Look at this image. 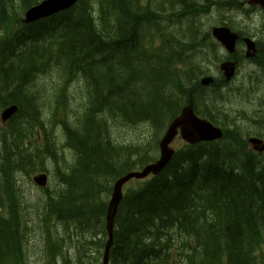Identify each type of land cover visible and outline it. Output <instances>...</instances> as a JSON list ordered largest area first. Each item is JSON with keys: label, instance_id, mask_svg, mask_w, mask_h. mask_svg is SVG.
I'll return each mask as SVG.
<instances>
[{"label": "trees", "instance_id": "trees-1", "mask_svg": "<svg viewBox=\"0 0 264 264\" xmlns=\"http://www.w3.org/2000/svg\"><path fill=\"white\" fill-rule=\"evenodd\" d=\"M42 1L0 0V113L9 105L19 107L8 130L0 128V264L13 262L16 236L32 226L28 208L21 212L26 203L16 175L30 177L39 160L40 170L47 161L57 167L59 188L46 195L38 213L47 244L44 264H56L67 241L56 237L53 220L89 249L92 235L106 233L113 180L151 161L147 145L121 146L113 128L145 123L158 134L188 98L197 105L215 102L222 88L207 94L195 80L199 71L178 70V54L187 51L193 60L201 53L189 40L204 44L202 33L207 42L205 25L168 36L158 27L165 17L152 10L151 0H78L68 12L24 25L23 13ZM176 2L173 7L188 6L192 22L199 18L195 7L208 10L196 0ZM53 72L63 97L48 122L61 125L71 162L41 115L39 88ZM76 82L83 83V106L72 120L67 106ZM38 130L44 132V150L32 156L18 151ZM232 138L236 141H228ZM226 142L187 146L160 176L127 189L109 264H251L249 253L264 243V156L245 153L236 131ZM12 143L18 153L8 150ZM247 233L250 245L244 246Z\"/></svg>", "mask_w": 264, "mask_h": 264}, {"label": "water", "instance_id": "water-1", "mask_svg": "<svg viewBox=\"0 0 264 264\" xmlns=\"http://www.w3.org/2000/svg\"><path fill=\"white\" fill-rule=\"evenodd\" d=\"M76 3V0H47L41 5L30 10L27 14V21H35L41 18L51 16L60 11L66 10L72 7ZM221 30H217L219 32ZM227 71L226 74L228 78L233 76V70L225 67ZM207 84V81H204ZM14 112V109H10L5 113V116H9ZM180 128L182 136L185 140L190 143H196L199 141L212 140L219 137L221 134L218 130L214 129L206 121L198 119L194 113L192 107L185 108L183 114L178 118L170 127L166 137L161 143L162 156L160 161L154 165L147 166L141 173H133L121 180L115 187L113 199L110 204L109 215L107 217L108 228L111 230V225L113 218L115 216L119 202L121 201V188L123 184L132 178L144 179L150 174L157 175L162 172V170L170 162L173 155V151L168 149V144L176 136L177 129ZM45 177H40L37 179L39 183H43ZM44 184V183H43Z\"/></svg>", "mask_w": 264, "mask_h": 264}, {"label": "rangeland", "instance_id": "rangeland-1", "mask_svg": "<svg viewBox=\"0 0 264 264\" xmlns=\"http://www.w3.org/2000/svg\"><path fill=\"white\" fill-rule=\"evenodd\" d=\"M196 1H199V3H202L201 0H196ZM225 8V7H224ZM223 11V9H221ZM217 12L219 14H225L228 13V12H221L219 10H217ZM188 24H191V26L194 27V25L192 24V20L190 21H186ZM209 25L206 26V30H209V26L211 25H214L215 24V21L213 22H209ZM237 26H239L240 28V25L238 23H236ZM195 28V27H194ZM255 35H258V38H262V35L260 34V30H256L255 31ZM187 51H184L183 54H178V57L180 58H189L187 56V54L185 53ZM191 52H195V47H191ZM188 53V52H187ZM189 54V53H188ZM190 55V54H189ZM194 58H196L194 60ZM192 58L193 60L191 61L192 64H196L197 61H198V58L197 57H194ZM250 63L249 61H246L243 63V69H242V73L243 74H240L242 77L240 78L241 81V86L244 88V91L241 92V93H238L236 95H233L228 89H226L224 92L228 94V98L229 100L232 102L230 103L227 108L228 109H233L235 108V105H238V106H246L249 107V108H252V109H257V110H261V106L257 103H255L253 101V99L256 98V95L257 93L259 95H261L264 90L262 89V83H263V79L262 78H259L255 75L253 76H249L247 74H245V69L247 71H251L252 68L250 67ZM80 84V83H79ZM237 83H235L233 86H235ZM260 90H262L263 92H259ZM73 92H74V98H72V101L69 105V108L75 110L76 112H79L81 110V91L78 90L77 88V85L73 88ZM154 92H160L158 91V89H156V91ZM168 98L166 97L165 95V99ZM224 100H225V96L221 99H219L218 101H215L216 103H218L220 106L223 105L224 103ZM239 113V114H244V111H239V110H236V113ZM70 114L71 116H75V114L73 112L70 111ZM62 129L61 126H54V125H51L48 127V132L50 133H55L57 132L58 130ZM113 136L114 138L119 141V142H123V140L125 139H133L134 142L136 143H140V144H154V136H153V132L151 131V128L144 125V124H140V126H134V127H129L127 129L123 128V130H119L117 128H114L113 129ZM153 136V137H152ZM182 145V143L180 141H178L176 144H175V147L176 149L177 148H180ZM12 150H15L14 147H12ZM11 151V150H10ZM63 166V165H62ZM49 171L51 173H53V168L52 166H49ZM26 184V182L24 183ZM26 188L28 190H32V193H34V196H37V189H33L29 184H26ZM26 218V216H25ZM27 221H29L31 223V225H33V219H27ZM255 230V229H254ZM253 230V232H254ZM247 235L246 239L242 238V242H243V245L246 246L248 245L249 241L248 239L250 238L248 233L245 234ZM243 236V235H242ZM245 237V236H243ZM42 240H44V235L42 236ZM36 246L34 245V243L32 242L30 246H28V250H35ZM247 264V262H246Z\"/></svg>", "mask_w": 264, "mask_h": 264}, {"label": "flooded vegetation", "instance_id": "flooded-vegetation-1", "mask_svg": "<svg viewBox=\"0 0 264 264\" xmlns=\"http://www.w3.org/2000/svg\"><path fill=\"white\" fill-rule=\"evenodd\" d=\"M206 8H199L201 13H210L211 10L215 7H218V4L225 5V10L229 13L221 14L224 17L232 16V20L237 23H245L248 19H255L258 21L264 22V12L259 7H251L249 6V0H203ZM221 12H224L221 10ZM264 26V25H263ZM264 34V31L263 33ZM242 39L246 38L245 36H241ZM252 37V36H250ZM258 46V54L257 57L253 60L254 67H263L262 76L264 78V38H258V35L252 37ZM238 60V59H237ZM238 64L240 65V61L238 60ZM238 65V67H239ZM243 67V65H240ZM227 83V82H225ZM228 84V83H227ZM225 85V84H224Z\"/></svg>", "mask_w": 264, "mask_h": 264}, {"label": "bare ground", "instance_id": "bare-ground-1", "mask_svg": "<svg viewBox=\"0 0 264 264\" xmlns=\"http://www.w3.org/2000/svg\"><path fill=\"white\" fill-rule=\"evenodd\" d=\"M191 44H192V43H191ZM155 59H156V58H155ZM221 87H222L221 89H222L223 91H225V90L227 89V88H225V87H223V86H221ZM207 94H208V93H207Z\"/></svg>", "mask_w": 264, "mask_h": 264}]
</instances>
